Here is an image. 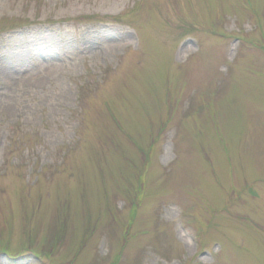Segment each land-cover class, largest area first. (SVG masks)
Here are the masks:
<instances>
[{"label":"rangeland","instance_id":"rangeland-1","mask_svg":"<svg viewBox=\"0 0 264 264\" xmlns=\"http://www.w3.org/2000/svg\"><path fill=\"white\" fill-rule=\"evenodd\" d=\"M0 264H264V0H0Z\"/></svg>","mask_w":264,"mask_h":264},{"label":"bare ground","instance_id":"bare-ground-1","mask_svg":"<svg viewBox=\"0 0 264 264\" xmlns=\"http://www.w3.org/2000/svg\"><path fill=\"white\" fill-rule=\"evenodd\" d=\"M2 75H4V74H2ZM6 77H7V75L5 74L4 78H6Z\"/></svg>","mask_w":264,"mask_h":264}]
</instances>
